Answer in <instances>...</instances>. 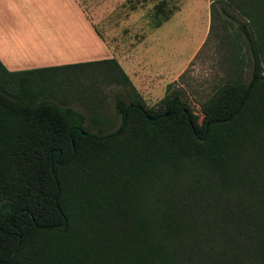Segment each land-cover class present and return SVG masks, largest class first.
I'll return each mask as SVG.
<instances>
[{
  "label": "trees",
  "instance_id": "1",
  "mask_svg": "<svg viewBox=\"0 0 264 264\" xmlns=\"http://www.w3.org/2000/svg\"><path fill=\"white\" fill-rule=\"evenodd\" d=\"M209 11L226 73L201 120L114 57L0 61V264H264V0Z\"/></svg>",
  "mask_w": 264,
  "mask_h": 264
},
{
  "label": "rangeland",
  "instance_id": "2",
  "mask_svg": "<svg viewBox=\"0 0 264 264\" xmlns=\"http://www.w3.org/2000/svg\"><path fill=\"white\" fill-rule=\"evenodd\" d=\"M76 1L149 106L171 83L202 119L200 103L226 73L223 50L209 35L210 0ZM161 1L171 13L154 27ZM95 54L103 51L96 46Z\"/></svg>",
  "mask_w": 264,
  "mask_h": 264
},
{
  "label": "crops",
  "instance_id": "3",
  "mask_svg": "<svg viewBox=\"0 0 264 264\" xmlns=\"http://www.w3.org/2000/svg\"><path fill=\"white\" fill-rule=\"evenodd\" d=\"M111 57L76 0H0V61L8 70Z\"/></svg>",
  "mask_w": 264,
  "mask_h": 264
},
{
  "label": "bare ground",
  "instance_id": "4",
  "mask_svg": "<svg viewBox=\"0 0 264 264\" xmlns=\"http://www.w3.org/2000/svg\"><path fill=\"white\" fill-rule=\"evenodd\" d=\"M61 13V12H60ZM56 24H58V23H56ZM56 27H57V25H55ZM59 29V28H58ZM58 29H56V30H58ZM58 31H60V30H58ZM60 33H61V31H60ZM73 34H75V33H73ZM76 35H78L77 33L75 34V36ZM72 39V38H71ZM71 43V42H70ZM71 47H72V45H71ZM73 48V47H72Z\"/></svg>",
  "mask_w": 264,
  "mask_h": 264
},
{
  "label": "water",
  "instance_id": "5",
  "mask_svg": "<svg viewBox=\"0 0 264 264\" xmlns=\"http://www.w3.org/2000/svg\"><path fill=\"white\" fill-rule=\"evenodd\" d=\"M202 139H204V137H202ZM14 255V252L12 253L11 257Z\"/></svg>",
  "mask_w": 264,
  "mask_h": 264
}]
</instances>
